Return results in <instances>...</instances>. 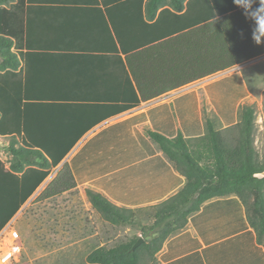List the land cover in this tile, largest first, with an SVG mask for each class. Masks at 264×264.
Here are the masks:
<instances>
[{"label":"trees","instance_id":"trees-1","mask_svg":"<svg viewBox=\"0 0 264 264\" xmlns=\"http://www.w3.org/2000/svg\"><path fill=\"white\" fill-rule=\"evenodd\" d=\"M104 1L137 7V15L126 19L123 33L118 26L113 30L119 50L125 51L132 97L127 93L122 105L106 115L138 106L141 101L264 54V44L253 42L252 24L233 0ZM6 2L0 0V138L7 139L12 158L8 166L0 159V231L79 139L67 132L68 126H60L58 136H48L44 130L48 126L41 124L38 117L42 111L40 102L28 100L16 79L17 65L11 62L10 70H6L7 58L16 56L11 52L12 36L6 26L11 15L4 6ZM207 90L213 95L221 123L235 129L237 135L228 139L213 118L203 125L196 121L186 127L183 123L178 131L172 123L154 122L149 136L166 160L155 155L149 141L136 132L154 155L152 160L159 164L155 174L164 173L167 190L162 197L179 189L153 205L154 223L142 226L145 239L139 246L133 249L141 236L103 245L86 256L88 263L153 264L168 241V251L160 256L165 264H264V160L255 146L256 109L253 105H239L248 93L238 72L208 84ZM195 98V93L190 92L175 103L178 106ZM158 109L167 111V105ZM194 110L195 107L186 108V112ZM153 112L156 109L149 110V114ZM146 117L141 114L137 120ZM132 121L120 125H131ZM89 125L78 135L87 131ZM192 132L198 135L190 136L188 133ZM82 158L81 151L41 192L40 200L76 187L73 166ZM131 159H137V153ZM86 195L106 222L135 223L134 208L117 206L90 188ZM139 204L135 201L129 205ZM188 223L206 243L201 253L195 251L196 260L186 253L200 249V240L189 231L175 235Z\"/></svg>","mask_w":264,"mask_h":264},{"label":"crops","instance_id":"crops-1","mask_svg":"<svg viewBox=\"0 0 264 264\" xmlns=\"http://www.w3.org/2000/svg\"><path fill=\"white\" fill-rule=\"evenodd\" d=\"M4 6L11 13L6 26L12 36L11 52L16 55L7 58L6 70H10L11 62L17 65L16 79L28 100L40 102L42 111L38 117L41 124L48 126L44 128L48 136L56 137L60 126H68L67 132L79 138L64 159L51 170L47 181L51 182L82 151V160L73 166L76 187L99 192L117 206L138 208L155 205L179 189L162 197L167 190L164 173L160 176L155 174V167L159 164L152 160L154 155L148 152V146L136 136V132L149 141L155 155L167 160L149 136V132L154 130V122L172 123L175 131L182 129L183 123L186 127H189V122L196 121L203 125L212 118L213 115H209L211 111L217 116L211 99L213 95L207 90V85L234 72L240 73L248 93L239 105L244 106L252 94L249 78L242 72L246 65L241 63L141 101L138 106L106 115L122 105V98L127 93L132 97L127 84L125 51L119 50L113 30L118 26L123 33L126 19L137 15V7L104 0H8ZM190 92L195 93V100L190 99L177 106L175 100ZM163 105H167V111L158 109ZM187 107H195V110L186 112ZM152 109L156 112L149 114ZM141 114H146V119L137 120ZM131 120V125H120ZM87 124H91L87 131L78 135ZM188 134L197 136L198 132ZM132 140L136 144L129 146L128 141ZM85 147L87 150L83 152ZM136 153L137 159L129 160ZM135 201L140 204L129 205ZM94 212L90 203L86 213L93 217ZM13 220L14 217L5 226L14 227ZM185 231L201 242L200 249L186 253V256H195L196 260L195 251L201 253L206 243L192 223L175 235ZM167 242L159 252L158 264H165L160 256L168 251ZM103 245L104 242L92 250ZM86 256L82 264H90Z\"/></svg>","mask_w":264,"mask_h":264},{"label":"rangeland","instance_id":"rangeland-1","mask_svg":"<svg viewBox=\"0 0 264 264\" xmlns=\"http://www.w3.org/2000/svg\"><path fill=\"white\" fill-rule=\"evenodd\" d=\"M244 66L242 72L249 78L252 92L244 106H255V146L264 160V54L245 61ZM209 115H213L217 127L228 139L237 135L235 129L224 127L213 111ZM7 143L6 138H0V159L8 166L12 155ZM49 178L48 175L14 216L12 227L19 229L23 244L18 264H82L87 253L102 242L110 246L139 236L144 240L142 226L154 223L153 205L134 208L132 225L113 226L96 212L92 217L86 213L90 202L85 187H74L59 197L40 200L41 192L50 183ZM5 242L8 243V239ZM159 254L153 264H158Z\"/></svg>","mask_w":264,"mask_h":264},{"label":"clouds","instance_id":"clouds-1","mask_svg":"<svg viewBox=\"0 0 264 264\" xmlns=\"http://www.w3.org/2000/svg\"><path fill=\"white\" fill-rule=\"evenodd\" d=\"M243 10L244 16L252 24V40L257 45L264 44V0H233ZM230 27V24H226Z\"/></svg>","mask_w":264,"mask_h":264},{"label":"built area","instance_id":"built-area-1","mask_svg":"<svg viewBox=\"0 0 264 264\" xmlns=\"http://www.w3.org/2000/svg\"><path fill=\"white\" fill-rule=\"evenodd\" d=\"M8 239V243L5 240ZM18 229L11 225L4 226L0 231V264H18L20 262L23 244Z\"/></svg>","mask_w":264,"mask_h":264},{"label":"water","instance_id":"water-1","mask_svg":"<svg viewBox=\"0 0 264 264\" xmlns=\"http://www.w3.org/2000/svg\"><path fill=\"white\" fill-rule=\"evenodd\" d=\"M142 242H143V238L140 237V238L135 242V244L133 245V249H135L137 246H139Z\"/></svg>","mask_w":264,"mask_h":264}]
</instances>
